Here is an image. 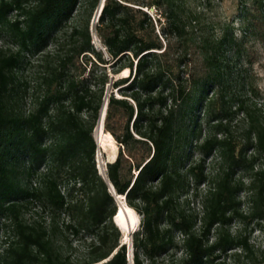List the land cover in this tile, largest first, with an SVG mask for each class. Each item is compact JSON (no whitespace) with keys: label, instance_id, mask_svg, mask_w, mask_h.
Instances as JSON below:
<instances>
[{"label":"trees","instance_id":"trees-1","mask_svg":"<svg viewBox=\"0 0 264 264\" xmlns=\"http://www.w3.org/2000/svg\"><path fill=\"white\" fill-rule=\"evenodd\" d=\"M100 2L0 0V31L17 47L0 48V264H131L116 196L140 216L133 264H222L229 251L252 253L248 229L264 220V111L229 58L256 59L245 46L264 44V0H241V35L226 28L215 38L189 33L196 18L177 0H105L98 49L91 18ZM14 12L23 20L11 22ZM52 43L58 49L42 55L36 88H27L26 55ZM108 65L130 70L114 83L120 97L106 95ZM106 97L104 128L120 149L104 178L94 131ZM233 222L242 228L233 232Z\"/></svg>","mask_w":264,"mask_h":264},{"label":"rangeland","instance_id":"rangeland-1","mask_svg":"<svg viewBox=\"0 0 264 264\" xmlns=\"http://www.w3.org/2000/svg\"><path fill=\"white\" fill-rule=\"evenodd\" d=\"M180 3V6L182 8V12L189 17H193L196 19H193L191 24L189 25V33L194 30V34L196 36H203V37H209V38H215L218 37L221 32L228 28L233 29V31L240 36L241 35V28H242V11L241 9L246 5L243 4L240 5L241 0H177ZM146 12L150 14L151 17L158 18L159 14L156 9L151 8H144ZM95 12L91 18V26L93 30V43L98 49H102V45L99 41V39L96 36L95 33V25L98 22V17H96ZM86 18V15L82 17V20ZM11 22L21 21L23 20V17H20L16 12L12 13L9 17ZM78 21V18H74L70 21V23L67 24L66 27V34L63 37V41H68V36L71 31V26ZM190 22V21H189ZM197 27L193 28L192 27ZM157 32L161 35L162 31L160 29V26L156 24ZM0 48H3L4 50H11L16 51L17 47L15 43L13 42L12 38L10 37L9 33L4 31H0ZM245 48L253 49L256 52V59L253 61H250V57H247L246 54H243L241 57L235 58L231 57L229 58L230 62V72L233 76L237 77L238 73L243 72L245 76L247 77V81H252L253 86L258 89L259 93L257 97H255L252 93L249 95L255 98V101L258 103V106L261 107L264 111V44L256 41L255 39H251L248 44H246ZM58 49V46L54 43L50 44L47 48V50L44 53H39L36 55H26L28 64L25 65L23 72L21 75V80L27 84V88H36L38 77L42 73L45 61L42 58L43 54H46L47 52L53 53L55 50ZM107 59H110L108 55L106 54ZM127 70V71H125ZM121 71L119 74L114 73V68L108 65L106 68L107 73L109 74L110 81L106 85V95L109 97L113 92L116 97H120V91L118 89H115L114 83L117 82L120 79L128 78L130 76V70L125 69ZM242 81H240V84L236 87L239 88L238 91H243V89H246L242 86ZM23 83V84H25ZM127 84H124L122 86H119V88L125 87ZM32 90L29 89V95L25 99V105L27 107H30L32 103V96L31 93ZM195 117L201 121L204 119L203 110L196 111ZM242 115H238L233 120V128L237 130V132H240L238 127L242 120ZM104 124V123H103ZM238 126V127H237ZM104 127V125H103ZM105 130V128H104ZM97 128L94 131V138L98 146L96 159L97 166L99 165V158H102L105 163V169L106 165L109 162H113L118 153L120 146L115 140L113 139L115 148L109 146L111 145V140L109 137L104 135V140L106 141L108 146L101 147L99 144V141L96 136ZM106 132V131H105ZM203 137L205 134V131H203ZM108 133V132H107ZM239 134V133H236ZM107 137V138H106ZM113 152L115 153L113 156ZM207 166H208V172L212 168V158H209L207 160ZM207 188V185L203 184L200 186L201 190H205ZM189 201H190V207L192 210L196 212H201L202 206L199 201V199H196L192 195V191H190L189 195ZM246 197V194L243 193L241 195V200H244ZM118 201V209L122 201L120 199ZM125 202V201H124ZM244 210H247V206H243ZM140 217V216H139ZM129 218V217H128ZM115 221V219H114ZM130 221V218H129ZM242 225L238 222L232 223V231L235 232L238 229H241ZM122 234L124 235V232L122 229H120ZM248 237H249V243L253 246L252 253H247L242 250H232L227 253V255H222L217 263L222 264H264V220L260 222V225H256L255 223L251 224L248 229ZM123 243V241H122ZM1 248V247H0ZM235 252H237L239 255L235 256ZM74 256L82 257L85 254L84 249H78L77 251H74ZM182 256V250L178 249L175 252V258L178 259ZM174 259V260H176Z\"/></svg>","mask_w":264,"mask_h":264},{"label":"bare ground","instance_id":"bare-ground-1","mask_svg":"<svg viewBox=\"0 0 264 264\" xmlns=\"http://www.w3.org/2000/svg\"><path fill=\"white\" fill-rule=\"evenodd\" d=\"M125 71H127V70H125ZM103 125L101 126V128L97 129V131H96V136H97V139L99 141L100 146L101 147L108 146L107 143H105L106 141L104 140V135H106L111 140V145H109V146L115 148V145L113 142L114 138H113L112 134L105 132ZM114 154L115 153L113 152V156H114ZM99 165H100V170L104 173L105 172V163H104V160L102 158H99ZM117 197H121L120 200L122 201V203L119 206V210L115 216V220L118 223V225L120 226V228L122 229V231L124 232L123 242H125L126 244H130L129 230H128L129 218H130V222H131L132 226L135 228L138 224H140V217L134 209L130 208L124 202L123 196H117Z\"/></svg>","mask_w":264,"mask_h":264},{"label":"water","instance_id":"water-1","mask_svg":"<svg viewBox=\"0 0 264 264\" xmlns=\"http://www.w3.org/2000/svg\"><path fill=\"white\" fill-rule=\"evenodd\" d=\"M104 1L105 0H101L100 2V5L97 9V13H96V17L99 18L100 14H101V11L103 9V6H104ZM107 107H108V98L106 97L105 100H104V103H103V106L101 108V111H100V116H99V119H98V123H97V129L101 128V126L103 125L104 123V120H105V116H106V113H107ZM98 161V160H97ZM98 169H99V172L101 175H103L104 178H106V169H105V172L103 173L101 170H100V167L98 166ZM111 186V185H110ZM111 189L113 191V193L115 194V191L113 189V187L111 186ZM121 197H117L116 196V199H120ZM123 200L125 201V197H123ZM126 203V202H125ZM115 219V218H114ZM115 223L116 225L120 228V226L118 225V223L116 222L115 220ZM140 228V224H138L135 228L132 226L131 222L129 221V225H128V230H129V238H130V244H127L128 246V260L130 261L131 264H133V235L136 231H138ZM123 244H126L125 242H123Z\"/></svg>","mask_w":264,"mask_h":264},{"label":"built area","instance_id":"built-area-1","mask_svg":"<svg viewBox=\"0 0 264 264\" xmlns=\"http://www.w3.org/2000/svg\"><path fill=\"white\" fill-rule=\"evenodd\" d=\"M154 9V8H153ZM157 11V10H156ZM158 15V17L160 16V14H157ZM154 18V17H153ZM155 19V18H154Z\"/></svg>","mask_w":264,"mask_h":264}]
</instances>
